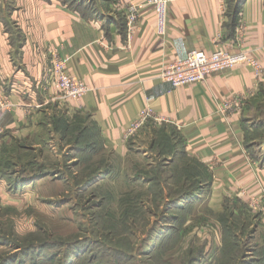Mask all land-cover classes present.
<instances>
[{
  "label": "crops",
  "instance_id": "obj_1",
  "mask_svg": "<svg viewBox=\"0 0 264 264\" xmlns=\"http://www.w3.org/2000/svg\"><path fill=\"white\" fill-rule=\"evenodd\" d=\"M8 1L0 0V93L14 106L0 112V160L6 159V149L18 144L51 147L54 115L88 116L105 147L120 155L150 123L166 124L180 132L183 155L211 174L197 195L167 200L173 209L206 204L220 211L239 193L251 196L264 190V158L250 154L243 128L245 105L260 91L254 69L237 65L180 87L158 77L164 66L191 51L211 53L223 46L249 50L264 67V0H245L237 24L231 22L227 0H169L166 35L157 34L156 17L146 8L132 39L126 29L127 0H85L74 8L60 0H12L7 15L17 36L3 19L1 9ZM51 48L67 60L69 72L88 85L79 100L64 102L51 85ZM243 95L248 97L242 112H219L225 98ZM147 108L153 111L149 122L138 134L125 136ZM18 174L16 170L18 191L28 194L39 183L49 185L39 191L49 193L46 198L63 193L64 182L53 180L52 174L37 180ZM13 193L18 192L11 190L0 170V204L13 206L8 204L16 203ZM238 199L249 207L248 198ZM167 216L171 222L175 214Z\"/></svg>",
  "mask_w": 264,
  "mask_h": 264
},
{
  "label": "rangeland",
  "instance_id": "obj_2",
  "mask_svg": "<svg viewBox=\"0 0 264 264\" xmlns=\"http://www.w3.org/2000/svg\"><path fill=\"white\" fill-rule=\"evenodd\" d=\"M13 5L2 7L3 19ZM244 109L246 143L255 158H264V88ZM69 120L61 130L52 126L51 147L5 150L0 170L12 189L16 170L34 180L52 174L64 185L53 198L39 192L48 184L38 183L28 194L20 188L13 193L16 203L8 202L13 206L0 204V259L14 247L43 243L47 247L31 254L29 264H64L77 254L75 264H264V221L238 199L247 195L229 198L220 211L206 204L166 209L167 200L210 179L183 155L174 126L150 123L120 155L105 147L88 118ZM89 142L84 150L75 146ZM167 214L180 218L168 222Z\"/></svg>",
  "mask_w": 264,
  "mask_h": 264
},
{
  "label": "built area",
  "instance_id": "obj_3",
  "mask_svg": "<svg viewBox=\"0 0 264 264\" xmlns=\"http://www.w3.org/2000/svg\"><path fill=\"white\" fill-rule=\"evenodd\" d=\"M169 0H127L125 19L128 39H132L139 30L143 13L146 8H151L156 17V32L160 36L167 33V10ZM51 68L48 79L51 85L61 92L64 102L79 100L88 91V85L81 79L72 75L67 68V60L59 56L56 48H51ZM237 65H246L254 69L255 77L259 80V85L264 83V67L251 52L244 48L231 51L226 47L217 48L211 53L194 50L189 52L183 60L167 64L160 71L158 77L170 83L173 87H180L189 84L201 83L208 79L212 74L231 69ZM237 96L225 98L219 107V112L226 115L231 111L242 112L244 100ZM13 103L0 93V112L10 109ZM153 111L150 108L143 110L136 121L132 122L126 131L127 137L139 132L151 119ZM137 131V132H136ZM0 130V135H1ZM259 193H264L261 190ZM256 197L253 199L250 197ZM248 206L252 212L260 213L264 221V194L248 196Z\"/></svg>",
  "mask_w": 264,
  "mask_h": 264
},
{
  "label": "trees",
  "instance_id": "obj_4",
  "mask_svg": "<svg viewBox=\"0 0 264 264\" xmlns=\"http://www.w3.org/2000/svg\"><path fill=\"white\" fill-rule=\"evenodd\" d=\"M60 1L63 2L64 4H66V5H69L71 8H74L76 6L83 5L84 2H85V0H60ZM227 2L229 4L228 11H229V15L231 17V22H232V24H237V22L239 21L240 13H241L242 6H243L245 0H227ZM4 19L6 21L7 29L17 36V32L14 31L15 29L13 27V23L8 20V17L7 18H4ZM262 88H264V84L261 83L260 90ZM85 117L88 118V120L90 121V119H89L88 116H79V115H77L76 117L71 118V120L72 119H75L76 120V119L85 118ZM69 119H70V117L65 116V115H62V116L61 115L60 116H55L54 115L52 117V126H54V129L55 130H61L62 128H65L64 122H65V124H66V122L68 123V121H70ZM72 121H74V120H72ZM90 122H91L92 126L96 129V132H97L98 136H100L99 140H101L100 130L97 127L96 123H94L93 121H90ZM71 123H73V122H71ZM244 124H245V118H243V128H244V131H245ZM161 126H166V124H162ZM85 128L86 127L79 128V132H81L82 130H86ZM69 130H70V126L68 127V131ZM246 131H247V129H246ZM179 134H180V132H179ZM180 138H181V141H182V146H181V148H182L183 147V140H182L181 134H180ZM91 144H92V142H89L85 146H80V144L79 145L77 144L75 146L76 147H80L82 150H84V149L90 148L91 147ZM247 146H248V149L250 151V154L252 155V153H251V146H249L248 144H247ZM194 161H196V160H194ZM197 163L205 170L206 175L208 177H210V179H211V174L208 171V169L205 168L199 162H197ZM109 171L110 170L108 169V172ZM23 178H26V177H23ZM210 179H202V178L198 179V185H199L198 186V190L197 189L194 190V191H192V190H185L183 192H180L177 196L176 195L173 196L172 199L173 200L185 199L187 197H191L193 195H197L199 193L200 189L202 188L201 185L208 184L210 182ZM15 185H16V187H14L15 189H12V187H10L11 190H16V191L18 190L17 188L20 186V184L15 183ZM166 203H167L165 205L166 206V209L167 208H168V210L173 209V207L170 206L171 205V202H168L167 201ZM242 203H243V201H242ZM244 206L247 207V204L245 203ZM178 209H182V210L184 209L185 211L192 210L190 208H188L187 210L185 208H178ZM256 214L258 216H260V213H256ZM175 216H176V218H175ZM175 216H174V219L173 220L174 221H177L180 218V216L178 217L176 214H175ZM164 217L168 218V216H164ZM178 224H180V223H178ZM78 244H79V242H78ZM76 245H77L76 243L73 244L72 245V249H75V246ZM45 247H47V244H43V243H40V244H30L29 243L28 245L26 244L24 246L14 247V250L12 252L6 254L5 256H3L2 259H0V264H29L30 263V262H28L29 260L26 261V259L29 258L31 256V254H33V253L35 254V253L39 252V250L41 248L44 249ZM78 255L79 254H77L75 256H72V257L69 256L70 258H67V260H66V262L64 264H75V261L77 260ZM51 256H53V254H49V257L47 256L46 258L47 259L48 258L49 259H53V257L51 258ZM35 263H38V261L36 262L35 260H33V264H35Z\"/></svg>",
  "mask_w": 264,
  "mask_h": 264
}]
</instances>
